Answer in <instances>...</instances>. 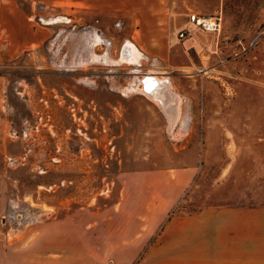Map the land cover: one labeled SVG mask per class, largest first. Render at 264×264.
I'll return each instance as SVG.
<instances>
[{
    "label": "rangeland",
    "instance_id": "1",
    "mask_svg": "<svg viewBox=\"0 0 264 264\" xmlns=\"http://www.w3.org/2000/svg\"><path fill=\"white\" fill-rule=\"evenodd\" d=\"M232 144L264 195V0H0V241L61 222L89 264H191Z\"/></svg>",
    "mask_w": 264,
    "mask_h": 264
},
{
    "label": "crops",
    "instance_id": "2",
    "mask_svg": "<svg viewBox=\"0 0 264 264\" xmlns=\"http://www.w3.org/2000/svg\"><path fill=\"white\" fill-rule=\"evenodd\" d=\"M152 77L155 81H150ZM159 80L153 75L142 78L148 83L149 96H156L160 90ZM229 149L233 159L214 183L218 198L182 216L193 222V255L191 261L183 259L186 263L264 264V195L257 186L261 173L258 167L249 171L236 166L237 145ZM185 171L193 177L197 167ZM204 180L203 177L194 183L195 190H201ZM81 233L61 222L26 227L11 241H0V264H89L87 247L83 250L73 246L74 235L81 237Z\"/></svg>",
    "mask_w": 264,
    "mask_h": 264
},
{
    "label": "built area",
    "instance_id": "3",
    "mask_svg": "<svg viewBox=\"0 0 264 264\" xmlns=\"http://www.w3.org/2000/svg\"><path fill=\"white\" fill-rule=\"evenodd\" d=\"M192 23L204 32L217 33L221 28V17L214 15L209 17H196L193 15L191 17ZM185 32L181 31L178 35L179 38H184Z\"/></svg>",
    "mask_w": 264,
    "mask_h": 264
},
{
    "label": "bare ground",
    "instance_id": "4",
    "mask_svg": "<svg viewBox=\"0 0 264 264\" xmlns=\"http://www.w3.org/2000/svg\"><path fill=\"white\" fill-rule=\"evenodd\" d=\"M56 21V20H55ZM132 50V53H131V50ZM128 53V54H127ZM125 57H126V59L127 60H133L134 58L136 59V57H137V55H138V53L135 51V49H134V47L133 46H131V45H129L128 47H126V49H125ZM132 55V56H131ZM134 61V60H133ZM148 88V87H147Z\"/></svg>",
    "mask_w": 264,
    "mask_h": 264
}]
</instances>
